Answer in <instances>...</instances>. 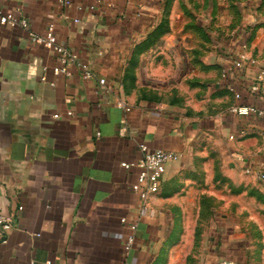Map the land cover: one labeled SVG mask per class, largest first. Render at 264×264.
Wrapping results in <instances>:
<instances>
[{
    "label": "crops",
    "instance_id": "crops-1",
    "mask_svg": "<svg viewBox=\"0 0 264 264\" xmlns=\"http://www.w3.org/2000/svg\"><path fill=\"white\" fill-rule=\"evenodd\" d=\"M71 2L0 0L29 22L0 24V209L13 221L5 242L0 236V264H177L185 234L196 231L194 202L214 199L200 189L204 170V184L215 178L200 155L219 152L229 175L248 165L264 171V116L229 111L259 104L249 92L255 67L239 71L238 101L220 78L249 31V53L264 67V16L247 14L248 32L214 39L206 30L208 41L175 22L167 31L165 0ZM49 22L91 78L74 67L68 77L55 73V54L30 43L29 30ZM119 98L130 111L115 105ZM141 142L180 155L145 208L131 189L137 169L121 166L140 156ZM122 216L137 223L128 252ZM203 245L192 264H247L239 241Z\"/></svg>",
    "mask_w": 264,
    "mask_h": 264
},
{
    "label": "rangeland",
    "instance_id": "rangeland-1",
    "mask_svg": "<svg viewBox=\"0 0 264 264\" xmlns=\"http://www.w3.org/2000/svg\"><path fill=\"white\" fill-rule=\"evenodd\" d=\"M164 9L168 15L167 31H172L171 22H175L182 34L193 28L209 41L206 30L214 39L240 30L248 32L253 26L247 22H253L245 17L250 12H255L257 17L264 16V0H165ZM200 156L203 163L211 164L210 172L215 176L213 182L204 184L208 172L204 170L200 189L214 199L194 202L189 224L197 226L196 231L185 234L183 245L174 254L177 264H192L206 252L203 242L211 239L239 241L247 247V264H264V190L256 188L252 176L241 170L236 169L229 175L219 152L207 150Z\"/></svg>",
    "mask_w": 264,
    "mask_h": 264
},
{
    "label": "built area",
    "instance_id": "built-area-1",
    "mask_svg": "<svg viewBox=\"0 0 264 264\" xmlns=\"http://www.w3.org/2000/svg\"><path fill=\"white\" fill-rule=\"evenodd\" d=\"M62 1L66 5L72 3L71 0ZM76 7L80 8L79 5H76ZM89 7L94 9L95 2L91 3ZM74 21L77 22L78 19H74ZM0 24L11 28L20 26L24 29H29L28 20L21 16L18 11H3L0 9ZM29 40L31 44L42 45L55 54L56 63L52 68L55 73L68 77L72 75L71 68L74 67L80 71L84 79H89L93 76L92 71L80 56L58 39L53 22H49L43 32L29 30ZM246 64L255 67L254 75L250 81L249 92L259 104H234L229 107V111L238 115L264 116V67L259 66L257 58L249 53L247 39L239 43L238 52L232 59L230 67L222 69L221 79L225 83L228 93L235 100H241L243 96L237 86V77L239 71ZM104 81L103 78L98 80L100 84H104ZM115 105L125 111H130L128 104L121 98L116 100ZM67 114L70 115L71 112L68 111ZM54 117H58V114H54ZM239 133L243 134L244 130H239ZM99 134V132L96 133V135ZM233 137V135L229 136V138ZM139 151L140 156L136 160L124 161L121 163V166L126 170L131 168L137 169L136 179L131 184V189L138 195L142 207L145 208L148 197L157 193L160 188L162 177L166 170V164L177 161L180 155L163 149H149L144 142L139 144ZM244 172L253 176L256 180L264 182L263 170L248 165L244 168ZM120 222L126 224L129 229L122 244L123 250L128 252L131 250L135 240L134 232L137 229V223L135 221H128L126 216H122ZM12 226L13 221L11 216L6 215L0 209V236L2 242H5V234ZM43 264H50V262L46 261Z\"/></svg>",
    "mask_w": 264,
    "mask_h": 264
}]
</instances>
